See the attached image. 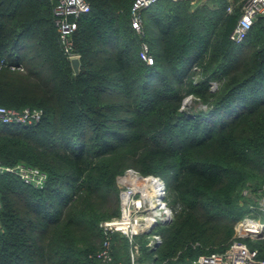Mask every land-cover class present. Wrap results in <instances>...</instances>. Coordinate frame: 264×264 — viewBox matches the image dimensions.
<instances>
[{"label": "trees", "instance_id": "obj_1", "mask_svg": "<svg viewBox=\"0 0 264 264\" xmlns=\"http://www.w3.org/2000/svg\"><path fill=\"white\" fill-rule=\"evenodd\" d=\"M73 33L76 72L53 0H0V105L42 109L0 121V159L38 166L44 187L0 174V264H104L103 219L120 212L118 175L167 182L175 214L148 246L116 233L109 264H194L224 250L264 193V17L230 38L243 0H159L131 22L134 0H88ZM234 5L233 12L228 6ZM154 56L147 63L141 43ZM219 84L213 89L214 83ZM188 95L206 107H185ZM264 257V237L247 238Z\"/></svg>", "mask_w": 264, "mask_h": 264}, {"label": "built area", "instance_id": "obj_2", "mask_svg": "<svg viewBox=\"0 0 264 264\" xmlns=\"http://www.w3.org/2000/svg\"><path fill=\"white\" fill-rule=\"evenodd\" d=\"M56 25L63 48L72 60L80 58L76 51L73 33L79 27V19L90 12L91 4L88 0H53ZM159 0H134L131 9V22L137 33L144 31V11ZM178 1V0H175ZM196 6L198 0H191ZM233 12L231 3L227 9ZM264 17V0H243L241 14L230 33V38L235 43H241L248 35L255 21ZM141 57L147 63L154 62L147 42L141 43ZM42 109L25 107L16 109L0 105V121L33 123L42 117ZM10 172L17 174L25 183L36 187H44L48 174L38 166L17 163L5 164L0 159V174ZM120 185V212L119 214L103 219L100 226L104 232L101 247L93 254L104 264H109L114 259L113 236L120 233L126 236L133 244L136 237L148 233V246L156 247L163 240L162 234L154 229L160 224L169 223L175 214L173 206L169 203V191L166 180L159 174H143L130 167L118 175ZM264 190V187H263ZM244 194H250L255 199L251 211L236 223L235 234L232 241L224 250L200 254L194 259V264H264V257H260L257 248H252L247 238L264 237V193L255 196L247 188ZM1 206V200H0ZM137 251L131 250L133 264L137 263ZM151 264V263H144Z\"/></svg>", "mask_w": 264, "mask_h": 264}, {"label": "rangeland", "instance_id": "obj_3", "mask_svg": "<svg viewBox=\"0 0 264 264\" xmlns=\"http://www.w3.org/2000/svg\"><path fill=\"white\" fill-rule=\"evenodd\" d=\"M203 1L205 0H198V3H202ZM219 86V84L217 82L214 83L213 85V89H217ZM193 107V108H200V107H206L205 105H203V103H201L200 101H196L195 98L191 95H188L185 99V107L187 108H190V107ZM247 215V214H246ZM236 227V226H235ZM113 244H114V241H113ZM99 250V249H98ZM97 250V251H98ZM138 253V252H137ZM137 256V254H136ZM137 260V258H136Z\"/></svg>", "mask_w": 264, "mask_h": 264}, {"label": "water", "instance_id": "obj_4", "mask_svg": "<svg viewBox=\"0 0 264 264\" xmlns=\"http://www.w3.org/2000/svg\"><path fill=\"white\" fill-rule=\"evenodd\" d=\"M72 64L76 72H79L80 70V64H81V59L80 58H73L72 59Z\"/></svg>", "mask_w": 264, "mask_h": 264}]
</instances>
